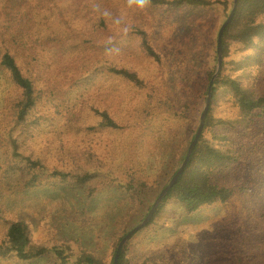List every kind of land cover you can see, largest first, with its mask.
<instances>
[{
	"label": "rangeland",
	"instance_id": "374dc122",
	"mask_svg": "<svg viewBox=\"0 0 264 264\" xmlns=\"http://www.w3.org/2000/svg\"><path fill=\"white\" fill-rule=\"evenodd\" d=\"M226 19L221 3L141 9L128 0H55L38 11L36 54L19 59L39 96L25 124L16 123L14 110L22 92L0 66V241L12 223L25 221L33 242L51 252L23 262L0 257V264H74L83 252L111 262L119 238L147 217L156 187L187 155L208 72L217 66L208 57ZM139 31L161 62L149 56ZM49 36L60 42L44 45ZM225 60L227 73L264 96V49L234 50ZM112 68L137 72L147 88ZM103 113L121 128L102 126ZM212 115L231 122L208 134L235 156L211 175L229 199L193 214L165 205L127 243L132 264H264V117L239 123L228 95L217 97ZM30 158L50 169L87 170L91 179L25 189Z\"/></svg>",
	"mask_w": 264,
	"mask_h": 264
},
{
	"label": "trees",
	"instance_id": "16d2710c",
	"mask_svg": "<svg viewBox=\"0 0 264 264\" xmlns=\"http://www.w3.org/2000/svg\"><path fill=\"white\" fill-rule=\"evenodd\" d=\"M55 0H0V66L9 73L12 82L21 90L22 95L15 104V116L17 124L28 122L30 114L37 107L39 99L34 80L25 73L19 64L20 58H28L36 54L34 42V31L37 26V13L43 7L54 3ZM224 6V17L227 18L232 9V0H151V6L160 8L182 9H207L220 4ZM141 44L149 56L161 62V56L153 49L147 33L139 31ZM218 36V33H217ZM224 62L221 73L216 78L213 87V98L205 121L202 137L186 167L184 173L177 183L169 190L166 197L156 210L150 224L155 221L160 209L169 203L180 204L185 211L193 214L203 206L214 203L226 202L231 192L226 187H219L212 183L211 175L221 168L228 166L235 159L230 149L220 147L208 138V134L215 131L219 125L231 123L221 118L215 119L212 115V106L219 95H228L230 101L238 110L239 123L246 119L261 114L264 117V96L255 97L242 83L238 76L227 73L225 59L230 57L234 50L247 52L252 49H264V0H239L235 15L223 34ZM213 46L214 53L208 57L211 63L217 62L218 40L215 37ZM58 37L49 36L44 39L43 44L59 43ZM196 64V61L191 60ZM199 61L197 60V64ZM196 64V65H197ZM200 64V63H199ZM198 64V65H199ZM215 68V67H214ZM111 72L134 83L140 89H145L148 82L141 78L135 71L127 69L112 68ZM215 73L209 71L206 85H208ZM207 91L202 98L206 99ZM168 105V102H165ZM102 126L120 129L121 126L112 120L108 114H102ZM197 132V131H195ZM194 134L196 135V133ZM193 134V135H194ZM193 136V138L195 137ZM218 138V135L215 137ZM185 158L181 160L184 161ZM27 179L24 182L25 189L36 188L45 184L69 183L72 186H83L91 179L87 170L66 171L58 168H48L40 160L28 159ZM176 168L171 178L176 174ZM133 182L128 187L133 189ZM167 183L156 187L154 194L162 191ZM143 188H148L147 182H141ZM155 186V185H154ZM126 232L119 238L115 246L113 258L109 264H113L116 250L120 241L128 234ZM57 254L65 258L62 249H56ZM51 252L46 245L35 244L29 224L25 221H16L11 224L7 234L0 241V257L15 259L17 261H31L48 256ZM74 264H108L95 257L92 253L83 252ZM119 264H132L128 258V244L124 246ZM138 264H160L156 261L143 260Z\"/></svg>",
	"mask_w": 264,
	"mask_h": 264
},
{
	"label": "water",
	"instance_id": "95a60500",
	"mask_svg": "<svg viewBox=\"0 0 264 264\" xmlns=\"http://www.w3.org/2000/svg\"><path fill=\"white\" fill-rule=\"evenodd\" d=\"M239 0H234L233 1V5H232V9L227 17V19L224 21V23L222 24V26L219 29L218 32V36H217V40H218V58H217V66H216V70L215 73L209 83V87H208V91H207V97H206V102L205 105L203 107L202 110V114L200 117V122H199V128L198 131L196 133L195 138L193 139L189 150L187 152V155L184 159V161L182 162L181 166L179 167V169L177 170L176 174L170 179V181L166 184V186L162 189V191L159 193L158 197L156 198L155 202L153 203L152 207L149 210V214L147 215V217L134 229H132L118 244L117 250H116V254L114 257V262L113 264H119V259L121 256V252L124 248V246L137 234L139 233V231L145 226L147 225L152 218L154 217L157 208L159 207V205L161 204V202L163 201V199L166 197L167 193L169 192V190L177 183V181L180 179V177L182 176V174L184 173L186 167L188 166L191 157L202 137V134L204 132V128H205V121L209 112V108L211 106V102H212V98H213V87H214V83L216 81V78L219 76V74L221 73L222 67H223V62H224V48H223V34L224 31L226 30V28L228 27V25L231 23L235 12H236V8L238 6Z\"/></svg>",
	"mask_w": 264,
	"mask_h": 264
},
{
	"label": "clouds",
	"instance_id": "9594fccd",
	"mask_svg": "<svg viewBox=\"0 0 264 264\" xmlns=\"http://www.w3.org/2000/svg\"><path fill=\"white\" fill-rule=\"evenodd\" d=\"M130 5L134 4L143 9L151 5V0H128Z\"/></svg>",
	"mask_w": 264,
	"mask_h": 264
}]
</instances>
